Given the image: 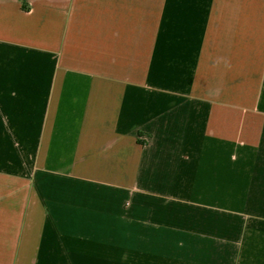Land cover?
<instances>
[{
	"label": "crops",
	"instance_id": "1",
	"mask_svg": "<svg viewBox=\"0 0 264 264\" xmlns=\"http://www.w3.org/2000/svg\"><path fill=\"white\" fill-rule=\"evenodd\" d=\"M0 264H264V0H0Z\"/></svg>",
	"mask_w": 264,
	"mask_h": 264
}]
</instances>
